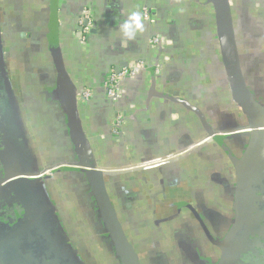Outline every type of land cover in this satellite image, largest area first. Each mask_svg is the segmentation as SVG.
I'll return each mask as SVG.
<instances>
[{
    "label": "crops",
    "instance_id": "crops-1",
    "mask_svg": "<svg viewBox=\"0 0 264 264\" xmlns=\"http://www.w3.org/2000/svg\"><path fill=\"white\" fill-rule=\"evenodd\" d=\"M0 47V180L84 164L88 149L112 170L175 157L0 190V264H221L240 205L233 264H264V137L195 151L210 131L264 124V0H0ZM141 61L109 100L106 73Z\"/></svg>",
    "mask_w": 264,
    "mask_h": 264
},
{
    "label": "water",
    "instance_id": "water-1",
    "mask_svg": "<svg viewBox=\"0 0 264 264\" xmlns=\"http://www.w3.org/2000/svg\"><path fill=\"white\" fill-rule=\"evenodd\" d=\"M87 23H85V26ZM80 37V35H79ZM0 54H1V47H0ZM2 60H0V63ZM2 69V66H1ZM3 71V69H2ZM66 77V75H63ZM2 78L5 79V85L7 86V91L10 93L9 89V83L7 81V77L5 74V71H3V75L1 76ZM70 96H71V107L74 108L76 106L77 100H76V92L71 89L69 90ZM79 129V128H78ZM264 137V124H259V123H254L251 125L250 128L247 129H239V130H233V131H227V132H212L210 131L208 133V136L206 139L203 141H200L196 145L195 151H198L204 147H206L209 144H212L214 142L220 143V142H227V141H233V140H239V139H251L252 140V145L255 141V138L257 137ZM251 145V146H252ZM190 152V151H187ZM184 154H189V153H184ZM88 155L91 158V161L85 162L84 164H77V165H66V167H55V168H50L47 169L46 171H43L41 173H36V174H24L23 176L19 177H9L5 176L2 180H0V190L4 192H12L14 188L16 187H33V186H38L41 185L45 179H48L50 175H46L47 173H59L62 170H70V171H79V172H84L86 174H89L90 177H95L98 176L100 178L103 177H115V176H122V175H127L131 174L133 172H143L147 170H152L155 168H159L162 165L171 163L174 161L175 157L172 158H167L165 160H161L155 163L151 164H143L137 167H130V168H124L122 170H112V169H102L99 168L96 161L94 160L93 156L91 155L89 149H88ZM180 156V155H177ZM46 175V176H45ZM239 216H240V221L237 223L236 227H234L229 235V238L227 240V243L224 247V255L223 259L221 261V264H233V257L230 254V250L232 247V240L235 237V235L241 230V228L244 225V219L245 216L247 217L248 215L244 212V209L240 205L239 207ZM249 217H255L252 215H249ZM255 219V218H254ZM258 220H261V222L264 223V210H262L260 218H257ZM257 220V221H258ZM120 234V233H119ZM126 251V250H125ZM127 252V251H126ZM124 264H128L130 261L126 260L125 258L122 260Z\"/></svg>",
    "mask_w": 264,
    "mask_h": 264
},
{
    "label": "built area",
    "instance_id": "built-area-1",
    "mask_svg": "<svg viewBox=\"0 0 264 264\" xmlns=\"http://www.w3.org/2000/svg\"><path fill=\"white\" fill-rule=\"evenodd\" d=\"M143 17L151 21V15L147 9L143 11ZM94 20L95 17L92 10H84L82 15L80 16L78 24L80 28V36L83 41H86L88 39L90 30L93 27ZM85 23H87L86 26ZM151 43L153 46L156 47L162 46V40L157 35H155L151 39ZM148 68L149 66L144 61H141L126 68L110 70L108 73H106L103 81V87L105 90L106 97L109 100H116L119 97L121 91L120 89L121 83L127 79L137 78L142 72H144ZM158 72H159V68H157L156 73ZM82 97L85 100L91 98V92L85 90L83 92ZM121 124H122V116L118 114L116 116V121L114 122L115 125L114 129L116 131H119ZM48 174L50 173H47L46 175Z\"/></svg>",
    "mask_w": 264,
    "mask_h": 264
},
{
    "label": "rangeland",
    "instance_id": "rangeland-1",
    "mask_svg": "<svg viewBox=\"0 0 264 264\" xmlns=\"http://www.w3.org/2000/svg\"><path fill=\"white\" fill-rule=\"evenodd\" d=\"M10 48H11V50H14V47H10ZM8 73H9L10 78H12V82L14 81V83L12 84V87H14V90H16V87H17L18 84L13 79V77L10 74L9 70H8ZM1 86H3V85L1 84ZM1 89H3V88H1ZM110 260H112V259L111 258L110 259H106V260L102 261V264H111V261Z\"/></svg>",
    "mask_w": 264,
    "mask_h": 264
},
{
    "label": "flooded vegetation",
    "instance_id": "flooded-vegetation-1",
    "mask_svg": "<svg viewBox=\"0 0 264 264\" xmlns=\"http://www.w3.org/2000/svg\"><path fill=\"white\" fill-rule=\"evenodd\" d=\"M237 150V149H236ZM239 233V232H238ZM233 240H235V237L233 238Z\"/></svg>",
    "mask_w": 264,
    "mask_h": 264
}]
</instances>
